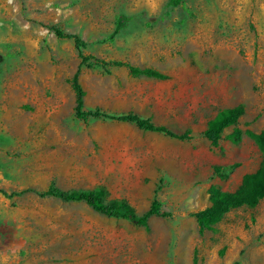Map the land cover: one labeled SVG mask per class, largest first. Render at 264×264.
Listing matches in <instances>:
<instances>
[{
	"label": "rangeland",
	"instance_id": "374dc122",
	"mask_svg": "<svg viewBox=\"0 0 264 264\" xmlns=\"http://www.w3.org/2000/svg\"><path fill=\"white\" fill-rule=\"evenodd\" d=\"M167 1L0 0V190H24L0 195V264H264V196L211 231L192 216L212 191L234 192L264 168V0H181L164 17ZM119 16L128 21L112 35ZM51 27L108 63L78 70L84 112L131 114L188 138L75 118L77 51ZM115 61L169 78H132ZM236 105L243 115L209 146L206 122ZM50 185L102 188L135 216L155 199L160 215L143 228L37 196Z\"/></svg>",
	"mask_w": 264,
	"mask_h": 264
},
{
	"label": "trees",
	"instance_id": "16d2710c",
	"mask_svg": "<svg viewBox=\"0 0 264 264\" xmlns=\"http://www.w3.org/2000/svg\"><path fill=\"white\" fill-rule=\"evenodd\" d=\"M181 4V0H168L165 5L164 17L168 16V10L178 7ZM128 18L119 16L115 19L114 35L118 30L124 27ZM55 37L60 39H69L72 41L75 50L77 51L79 63L75 73L70 80L71 88L74 92V117L77 119L85 118H102L116 122H126L133 124L136 128L152 132L159 133L164 136L182 141L188 138V132H184L181 135H175L167 131L163 127L153 126L148 119H141L134 115H121L112 116L100 113L98 111L84 112L82 110V97L83 92L77 82V74L80 67H101L103 71L107 72L104 68L108 63L95 59L91 56H85L82 54V50L85 47V43L77 36L63 34L59 29L49 28ZM113 67H123L126 69L127 74L132 78H146L156 81H164L169 77L165 74L159 73L150 68H138L129 66L119 61L111 62ZM243 115L242 105H236L231 108L219 110L212 119L208 120L205 124L204 130L201 132L202 137L208 142L209 146L215 148L219 141L221 133L228 129L233 128L237 120ZM239 140V133L234 132L229 141L236 143ZM237 164H231L229 168L236 167ZM30 191V190H26ZM32 191V190H31ZM24 193V190L20 192H11L7 194L0 190V195L4 198H11ZM40 198H53L63 203H78L83 202L90 207L94 212L106 216V217H120L128 220L136 226L146 227L148 218L152 216L160 215L159 204L153 199L150 203L148 210L140 216H135L132 209L126 204L120 201H106L105 194L102 188H98L93 191H60L54 188L52 185L41 193H37ZM264 196V168L258 171L255 175L245 176L242 184L234 192H220L214 190L210 193L209 205L201 211L194 213L195 224L198 232L211 231L213 227L220 222V220L231 210L241 207H254L257 202ZM165 216V214H161ZM196 264L195 259L193 263Z\"/></svg>",
	"mask_w": 264,
	"mask_h": 264
}]
</instances>
